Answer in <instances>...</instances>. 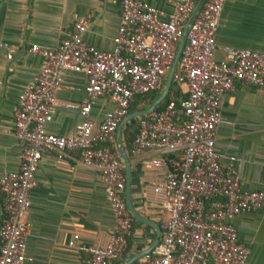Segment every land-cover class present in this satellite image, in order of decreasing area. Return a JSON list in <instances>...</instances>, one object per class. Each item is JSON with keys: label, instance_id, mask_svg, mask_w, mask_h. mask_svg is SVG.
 <instances>
[{"label": "built area", "instance_id": "built-area-1", "mask_svg": "<svg viewBox=\"0 0 264 264\" xmlns=\"http://www.w3.org/2000/svg\"><path fill=\"white\" fill-rule=\"evenodd\" d=\"M116 1L118 23L108 50H96L81 39L85 18L74 17L70 31L52 48L30 45L39 57L34 75L20 90L12 113L17 144V167L0 174V264H28L25 242L34 174L43 153L68 158L98 173L105 202L113 218L105 244L77 247L84 264H111L127 248L131 218L124 204L122 161L111 149L115 130L134 96L162 89L174 51L187 24L171 81L184 87V97L169 100L159 111L136 118L131 151L154 150L171 155L150 165L164 168L158 185L160 208L167 214L159 242L143 256L148 264H244L246 248L231 225L240 213L264 211V188L242 189L237 173L223 171L214 150L213 133L219 123L221 98L233 82L264 89V52L222 46L214 60V35L227 0H165L170 12L143 0ZM0 48L9 50L4 43ZM85 77L80 120L66 135L46 133L44 124L57 105L54 93L62 72ZM106 98L112 107L94 126L87 114L94 101ZM77 236L66 243L76 247Z\"/></svg>", "mask_w": 264, "mask_h": 264}, {"label": "crops", "instance_id": "crops-1", "mask_svg": "<svg viewBox=\"0 0 264 264\" xmlns=\"http://www.w3.org/2000/svg\"><path fill=\"white\" fill-rule=\"evenodd\" d=\"M143 1L154 6L161 18L171 10L165 0ZM74 17L87 20L81 35L84 43L100 51L110 49L119 17L116 1L0 0V43L6 44L10 54L7 59V50L0 48V174L17 167L12 113L20 90L39 64V57L28 53L27 48L33 44L54 48L70 31ZM214 43V60L221 59L218 48L222 46L264 52V0H227L220 13ZM164 83L165 79L162 89ZM84 84L82 74L62 72L54 93L57 105L50 121L43 126L46 133L63 136L73 130L80 120L76 107L83 99ZM176 89L178 98H183L184 87L177 85ZM111 107L108 99L98 98L90 107L87 119L96 126ZM219 117L213 142L221 169L234 170L242 189L264 188V89L233 82V90L220 100ZM123 125L119 144L114 134L111 149L118 156L120 147L128 160L130 206L144 222L130 215L126 258L118 264L151 247L152 251L158 244L162 224L167 219L160 208L162 195L158 187L164 168L153 167L150 162L164 159L167 166L174 163L171 155L164 156L158 151H128ZM34 183L28 210L22 217L29 224L25 242L28 264H84L85 256L77 247L104 245L113 226L98 173L74 160H58L50 153H43ZM231 225L237 241L247 250L244 264H264V211L237 214ZM72 236H77L76 247L70 248L66 243ZM134 264L148 263L142 256Z\"/></svg>", "mask_w": 264, "mask_h": 264}, {"label": "water", "instance_id": "water-1", "mask_svg": "<svg viewBox=\"0 0 264 264\" xmlns=\"http://www.w3.org/2000/svg\"><path fill=\"white\" fill-rule=\"evenodd\" d=\"M202 2V0H197V3L195 5V8H194V11L198 8V6L200 5V3ZM186 28H187V24H185V26L182 28V31H181V36H180V39L177 43V46H176V49L174 51V55H173V58H172V62L170 64V67H169V70L167 72V75L165 77V83H164V86H163V89L161 90V92L159 93V95L157 96V98H155L151 104L149 106H147L145 109L143 110H140V111H135V112H129L126 114V116L120 121V123L118 124L116 130H115V136H116V142L119 144V136H120V129H121V126L126 123L128 120L132 119V118H137V117H140V116H144L150 112H152L155 107L157 105H159L162 100L165 98L166 94L168 93L169 91V87L171 85V77H172V74H173V71L175 69V65H176V62H177V59H178V56H179V53H180V50H181V47L183 45V42H184V37H185V32H186ZM118 157L121 159L122 161V165H123V169H124V204H125V207L128 211V213L133 217L135 218L136 220L140 221V222H144V220L140 219L136 214L135 212L133 211V209L131 208L130 206V202H129V198H128V177H129V164H128V160L124 154V152L122 151V149L119 147L118 149ZM158 236V235H157ZM157 242V239L155 240V243ZM152 249L149 248L147 250H144L142 252H139L138 254L134 255V256H131L130 258H128L127 260H125L124 262H122L121 264H130L132 263L133 261H135L136 259H138L139 257H142L144 256L145 254L149 253V251Z\"/></svg>", "mask_w": 264, "mask_h": 264}, {"label": "trees", "instance_id": "trees-1", "mask_svg": "<svg viewBox=\"0 0 264 264\" xmlns=\"http://www.w3.org/2000/svg\"><path fill=\"white\" fill-rule=\"evenodd\" d=\"M177 84L174 82H171V85L169 87V91L166 94L165 98L162 100V102L157 105L154 109V111H159L161 110L164 105L171 99L176 100L178 98V91L176 89ZM161 90L158 91H150L147 92L143 95H139V96H134L132 98V100L130 101L129 105H128V110L127 113L129 112H135V111H140L145 109L147 106H149L151 104V102L157 98V96L159 95ZM136 132V118H132L130 120H128L126 123H124L123 125V129H122V135L125 137V147L128 148V151L131 150V141L133 139V136ZM131 218V217H130ZM132 219V218H131ZM126 253V250L124 251V253L122 254L121 257H119L118 259L114 260L111 264H118L120 263L123 259L126 258V256H124ZM124 256V257H123ZM134 262H132L131 264H134Z\"/></svg>", "mask_w": 264, "mask_h": 264}]
</instances>
